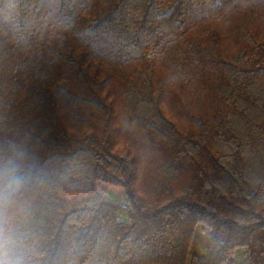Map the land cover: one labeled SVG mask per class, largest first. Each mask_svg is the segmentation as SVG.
Returning a JSON list of instances; mask_svg holds the SVG:
<instances>
[{
	"label": "trees",
	"instance_id": "obj_1",
	"mask_svg": "<svg viewBox=\"0 0 264 264\" xmlns=\"http://www.w3.org/2000/svg\"><path fill=\"white\" fill-rule=\"evenodd\" d=\"M5 157L30 264H264V0H0Z\"/></svg>",
	"mask_w": 264,
	"mask_h": 264
},
{
	"label": "clouds",
	"instance_id": "obj_2",
	"mask_svg": "<svg viewBox=\"0 0 264 264\" xmlns=\"http://www.w3.org/2000/svg\"><path fill=\"white\" fill-rule=\"evenodd\" d=\"M28 180L22 163L14 157L0 161V264H30L26 235L10 212L16 195Z\"/></svg>",
	"mask_w": 264,
	"mask_h": 264
},
{
	"label": "rangeland",
	"instance_id": "obj_3",
	"mask_svg": "<svg viewBox=\"0 0 264 264\" xmlns=\"http://www.w3.org/2000/svg\"><path fill=\"white\" fill-rule=\"evenodd\" d=\"M105 194L111 198L114 199L121 204H126L127 203V197L124 193V191H116L114 189H107L105 191ZM208 233L209 230L205 225H197L195 228L194 232V237H193V243L190 247L188 257H187V263H189L191 256L193 253L199 254V255H204L207 252V240H208ZM237 253H243L242 249H237ZM248 260L246 258H240L239 261H236L235 264H248ZM233 264V263H231Z\"/></svg>",
	"mask_w": 264,
	"mask_h": 264
}]
</instances>
